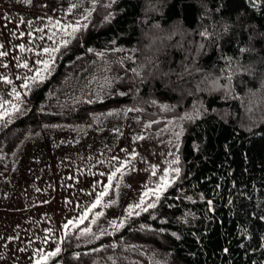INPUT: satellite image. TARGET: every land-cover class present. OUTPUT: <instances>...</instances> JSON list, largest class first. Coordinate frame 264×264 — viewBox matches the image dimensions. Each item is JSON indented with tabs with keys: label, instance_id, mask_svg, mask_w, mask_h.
Segmentation results:
<instances>
[{
	"label": "trees",
	"instance_id": "obj_1",
	"mask_svg": "<svg viewBox=\"0 0 264 264\" xmlns=\"http://www.w3.org/2000/svg\"><path fill=\"white\" fill-rule=\"evenodd\" d=\"M90 4L0 116V184L33 134L117 113L153 131L176 119L179 172L153 206L96 237L86 220L40 264H264V0ZM99 63L104 82L82 99L77 78Z\"/></svg>",
	"mask_w": 264,
	"mask_h": 264
},
{
	"label": "rangeland",
	"instance_id": "obj_2",
	"mask_svg": "<svg viewBox=\"0 0 264 264\" xmlns=\"http://www.w3.org/2000/svg\"><path fill=\"white\" fill-rule=\"evenodd\" d=\"M90 6V0H0V116L49 68ZM106 75L105 64H91L77 78L78 96L92 98ZM29 140L0 184V264H40L86 220L84 234L96 237L153 206L178 175L182 129L171 119L153 131L117 113L102 129L47 126Z\"/></svg>",
	"mask_w": 264,
	"mask_h": 264
},
{
	"label": "snow or ice",
	"instance_id": "obj_3",
	"mask_svg": "<svg viewBox=\"0 0 264 264\" xmlns=\"http://www.w3.org/2000/svg\"><path fill=\"white\" fill-rule=\"evenodd\" d=\"M77 29H73V31L75 32ZM27 65H25V67H26ZM117 171L119 172L120 171V169H117ZM114 176H115V173H113V175L112 176H110L109 177V180H111V179H113L114 178ZM109 187H111V185L109 186ZM104 194H106V193H102L101 195H104ZM148 193H145V195H147ZM100 202V200H99V198L97 199V201H96V203L98 204ZM93 206H95V205H93ZM149 206H151V205H149ZM137 207H139V205H137ZM57 251H59V250H57ZM55 253H53V255H54Z\"/></svg>",
	"mask_w": 264,
	"mask_h": 264
}]
</instances>
